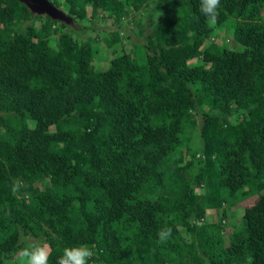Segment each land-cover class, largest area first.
Listing matches in <instances>:
<instances>
[{
	"label": "trees",
	"instance_id": "1",
	"mask_svg": "<svg viewBox=\"0 0 264 264\" xmlns=\"http://www.w3.org/2000/svg\"><path fill=\"white\" fill-rule=\"evenodd\" d=\"M50 1L72 23L0 0V264L32 243L48 264L77 245L90 264H264V0H220L212 28L200 0ZM150 2L173 16L144 22ZM98 13L145 38L103 36L105 69L66 30Z\"/></svg>",
	"mask_w": 264,
	"mask_h": 264
},
{
	"label": "rangeland",
	"instance_id": "2",
	"mask_svg": "<svg viewBox=\"0 0 264 264\" xmlns=\"http://www.w3.org/2000/svg\"><path fill=\"white\" fill-rule=\"evenodd\" d=\"M153 4L150 2L149 6H146V9L144 11H147L146 13H142L144 14V22H147V20L150 18H152V20H156L159 19L161 16L163 15H168L170 14V16H173V12L169 9H165L163 11H154L152 9ZM90 13L91 10L88 8L87 9V16L90 18ZM133 15V14H132ZM86 18L84 20H82L81 22H79L77 25L73 24V25H68V27L66 28L67 31H72V29L74 31H72L75 35L80 36L81 38H85V39H90L92 41V39L95 41V44L99 45V59H98V65L100 66L99 68H107L108 64H109V59L112 57V55L114 53H119V51L116 52H110V48L106 47L104 45V42H102V37L110 34L111 32H114L117 29H122L124 30L125 34L124 36L121 37L122 43H124L125 46H127V41H132V40H140L141 42L145 40V38L143 37V35H138V28L136 26V24L129 26H126L124 24H117L115 23L112 19L110 18H105L102 13H98V16H96L94 19H89ZM132 18H134V16H131ZM131 18V19H132ZM70 24V23H67ZM72 26V27H70ZM146 32H149V26H146ZM128 35V36H127ZM55 37L57 36L56 34L54 35ZM107 51V52H106ZM106 52V53H105ZM198 142V140L196 141ZM254 201V199H248L246 201H243L239 204V206L237 208L234 207V209H231L228 211V216L225 219L227 222L230 221V223H234V224H240L242 218V210L243 207L245 205L251 204ZM210 216V215H209ZM29 241H37L39 240V238H35V237H26Z\"/></svg>",
	"mask_w": 264,
	"mask_h": 264
},
{
	"label": "clouds",
	"instance_id": "3",
	"mask_svg": "<svg viewBox=\"0 0 264 264\" xmlns=\"http://www.w3.org/2000/svg\"><path fill=\"white\" fill-rule=\"evenodd\" d=\"M219 7L220 0H200L199 11L205 17V22L209 28L217 24ZM21 187L22 181L17 179L13 182L12 191L18 192ZM170 235V228L161 229L158 233L161 241H164ZM49 255V247L46 243H32L22 247L11 264H48ZM94 255V249L87 245L65 247L56 264H90Z\"/></svg>",
	"mask_w": 264,
	"mask_h": 264
},
{
	"label": "water",
	"instance_id": "4",
	"mask_svg": "<svg viewBox=\"0 0 264 264\" xmlns=\"http://www.w3.org/2000/svg\"><path fill=\"white\" fill-rule=\"evenodd\" d=\"M24 3L33 13L48 15L53 19L72 23V17L57 8L50 0H19Z\"/></svg>",
	"mask_w": 264,
	"mask_h": 264
}]
</instances>
